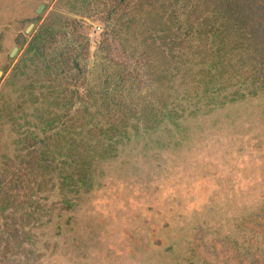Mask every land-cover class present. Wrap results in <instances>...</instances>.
<instances>
[{
  "label": "rangeland",
  "instance_id": "1",
  "mask_svg": "<svg viewBox=\"0 0 264 264\" xmlns=\"http://www.w3.org/2000/svg\"><path fill=\"white\" fill-rule=\"evenodd\" d=\"M212 20L197 0H0V264H264V66L231 50L261 57L264 18L222 44Z\"/></svg>",
  "mask_w": 264,
  "mask_h": 264
},
{
  "label": "trees",
  "instance_id": "2",
  "mask_svg": "<svg viewBox=\"0 0 264 264\" xmlns=\"http://www.w3.org/2000/svg\"><path fill=\"white\" fill-rule=\"evenodd\" d=\"M167 1H170V4H172V3H180L183 2L184 0H167ZM197 1L202 3L205 10H209L210 13L213 15L212 24L206 26L209 27L208 33L213 34L214 38H216V40L220 44H222L223 43L222 41L228 38L229 35H233L234 38H237L239 40L244 36V34L246 33L245 31L246 15L252 10L255 11L257 8L260 11V14L262 13V17L264 18V0H197ZM206 21L209 20L207 19ZM42 36L43 34H39L34 38L36 47L34 46L33 47L35 53L40 52L39 50L40 48L37 47L38 45L37 41H41ZM251 41L252 43L249 44V47H251L254 54L250 53L246 58H244L241 55L242 54L241 47L243 49L245 45H242L240 42L239 44L235 43V45L232 47L231 50L234 54V57L239 58L237 65L239 63L243 64V59H245L246 62L252 61L255 63V60L259 61L256 62L258 63L257 65L258 67L264 66V54L261 55V57L258 54L261 44L256 43L254 38H252ZM238 46H240V49ZM61 60H65L63 56L58 61V66L69 65L67 62L60 63ZM46 67L48 69V66ZM254 75H255L254 77L255 81L253 83H257V82L260 83L261 90H264V73L262 72L254 73ZM107 114H108V119L111 122V123L108 122L110 124V127L108 129V131L110 132L109 140H111V138L114 136H119V137L124 136L125 133L122 132L121 130V128L126 125V120L124 119V112L110 108ZM112 147L113 146H109L108 149L110 150L112 149ZM77 156L81 157V154H78ZM73 162L75 164V167H73L75 174L74 173L73 174L79 178V182H81L82 185H86L91 178L89 172L90 167L88 166L86 158H80L79 161L73 160Z\"/></svg>",
  "mask_w": 264,
  "mask_h": 264
}]
</instances>
